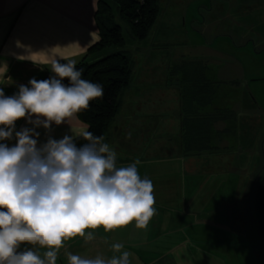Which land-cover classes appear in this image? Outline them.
<instances>
[{"label": "clouds", "instance_id": "1", "mask_svg": "<svg viewBox=\"0 0 264 264\" xmlns=\"http://www.w3.org/2000/svg\"><path fill=\"white\" fill-rule=\"evenodd\" d=\"M47 67L54 76L32 78L11 96L0 87V264H57L66 241L95 239L87 229L107 233L133 222L146 229L156 213L154 185L141 178L139 160L118 167L103 136L76 126L79 114L103 97L102 85L83 79L74 59L52 58ZM20 120L28 126L17 130ZM53 125L69 132L55 139ZM80 138L85 143L78 145ZM111 250L118 255L107 259L68 252V264H132L122 243Z\"/></svg>", "mask_w": 264, "mask_h": 264}, {"label": "crops", "instance_id": "2", "mask_svg": "<svg viewBox=\"0 0 264 264\" xmlns=\"http://www.w3.org/2000/svg\"><path fill=\"white\" fill-rule=\"evenodd\" d=\"M97 2L0 0V87L6 96L18 92V86L28 85L32 78L38 80L54 74L47 67L52 58L61 63L74 59L76 64L82 60L99 41L94 17ZM176 65L171 62L133 65L130 83L121 94L120 110L103 136L104 142L117 153L118 167L139 160L141 178L150 179L154 185L155 215L146 229L136 228L134 222L107 233L102 227L87 229L93 231L95 239L87 243L81 237L66 241L58 253L57 264H68V252L89 258L97 255L111 258L118 255L111 250L114 243H122L134 263L158 264L181 245L174 238L181 229L183 200L190 208L199 192V159L222 153L225 138L235 134L231 131L235 115L227 108L217 107L223 85L209 76L207 65L205 76L214 84V94L211 104L198 110V114L205 117L217 113L219 121L211 132L209 151L185 154L183 120L189 117L183 110L181 74L173 70ZM192 108L197 106L193 104ZM25 126L26 122L20 120L16 129ZM76 126L88 129L79 119ZM38 131L40 141L45 142V130ZM68 132L67 125H53L51 135L60 139ZM8 143L11 146L15 141ZM32 248L41 254L45 251L38 245Z\"/></svg>", "mask_w": 264, "mask_h": 264}, {"label": "rangeland", "instance_id": "3", "mask_svg": "<svg viewBox=\"0 0 264 264\" xmlns=\"http://www.w3.org/2000/svg\"><path fill=\"white\" fill-rule=\"evenodd\" d=\"M159 9L142 41L116 16L133 65L205 62L235 134L220 155L199 159V192L190 208L183 200L174 238L181 245L158 264H264L254 209L264 175V0H159Z\"/></svg>", "mask_w": 264, "mask_h": 264}, {"label": "trees", "instance_id": "4", "mask_svg": "<svg viewBox=\"0 0 264 264\" xmlns=\"http://www.w3.org/2000/svg\"><path fill=\"white\" fill-rule=\"evenodd\" d=\"M159 12V0H98L94 17L99 41L76 64L83 79L102 85L104 90L103 97L92 101L90 107L78 116L94 135H105L120 110L122 91L129 85L132 75L133 61L124 49L125 39L122 27L115 21L116 16L127 24L133 40L142 41L149 35ZM173 70L181 74L182 106L189 117L183 120L184 153L209 151L211 132L220 114L211 113L205 117L198 114V110L211 104L214 94V84L205 76L207 64L201 60L181 61ZM52 76L54 74L38 81ZM63 83L68 84V80ZM193 104L197 109L192 108ZM190 117L194 118L191 120ZM76 143L81 145L85 141L80 138ZM254 209L258 234L264 242V175L256 189ZM30 247L33 246L22 245L21 250Z\"/></svg>", "mask_w": 264, "mask_h": 264}]
</instances>
